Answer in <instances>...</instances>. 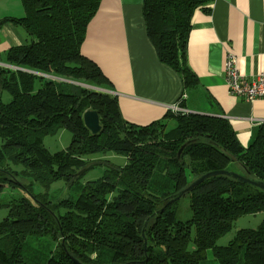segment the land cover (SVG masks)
Here are the masks:
<instances>
[{
	"label": "trees",
	"instance_id": "obj_1",
	"mask_svg": "<svg viewBox=\"0 0 264 264\" xmlns=\"http://www.w3.org/2000/svg\"><path fill=\"white\" fill-rule=\"evenodd\" d=\"M212 1L143 2L160 61L189 89L199 83L187 62L192 16ZM100 2L22 0L24 16L0 19V29L12 21L30 38L0 51V193L21 190L0 199V208L8 209L0 221V264H76L71 255L82 264H264V220L239 229L226 245L217 243L236 219L264 211V189L219 174L187 192L189 219L180 220L175 201L168 203L206 172H237L234 164L264 181V125L245 147L223 117L169 111L146 125L127 121L111 81L81 51ZM5 90L9 102L2 99ZM89 109L99 113L97 134L84 123ZM61 129L71 132V142L52 152L44 138ZM109 152L125 163L92 159ZM97 166L103 173L81 183ZM158 166L164 180L156 176ZM60 180L77 196L51 199L50 187ZM29 236L48 237L53 248H30Z\"/></svg>",
	"mask_w": 264,
	"mask_h": 264
},
{
	"label": "crops",
	"instance_id": "obj_2",
	"mask_svg": "<svg viewBox=\"0 0 264 264\" xmlns=\"http://www.w3.org/2000/svg\"><path fill=\"white\" fill-rule=\"evenodd\" d=\"M143 2L101 0L81 47L111 81L123 117L146 125L174 112L176 105L184 112L228 119L247 147L264 125V99L231 94L225 60L228 54L236 56L240 72L251 78L264 72V0H213L194 11L187 62L199 83L192 89L160 61L146 31ZM22 16V0H0V19ZM29 41L24 28L12 21L0 29L2 53Z\"/></svg>",
	"mask_w": 264,
	"mask_h": 264
},
{
	"label": "rangeland",
	"instance_id": "obj_3",
	"mask_svg": "<svg viewBox=\"0 0 264 264\" xmlns=\"http://www.w3.org/2000/svg\"><path fill=\"white\" fill-rule=\"evenodd\" d=\"M3 61H0L2 63ZM5 64V62L3 63ZM46 75V74H45ZM49 76V75H46ZM71 82V81H70ZM83 84V82H82ZM84 86L88 88L94 89V87L83 84ZM11 94L8 91H3L2 92V99L5 102H9L11 100ZM174 122H170V125H173ZM72 139V134L70 131L67 129H61L59 132L53 135H47L44 138V144L45 146L51 150L52 152L66 149ZM91 158V157H90ZM92 159L95 160H110L114 163H119L123 164L126 161V158L122 155L115 154L114 152H109L105 155H96L92 156ZM165 159H162V161ZM160 166L157 168L158 176L162 180H164L166 177L162 174V172L159 169ZM103 166H97L94 169L88 171L84 177L80 180L81 183H85L88 180H93L97 177H99L103 171H104ZM234 170H236L238 173L243 174L244 170L234 164L232 166ZM192 178V177H190ZM36 191H44V188H42L39 185L35 186ZM21 193V190L16 188V189H11L9 187H6L2 193H0V199L3 201H6L7 199L10 198L12 194L19 195ZM49 194L51 199L57 201L62 198L66 197H76L77 196V190L74 189L72 186L68 185L66 182L60 180L55 183H53L50 187ZM174 208L176 209L177 217L180 220H187L191 217V209H190V194L186 193L184 194L181 198L175 201L174 203ZM8 209L3 207L0 208V221L7 216ZM264 220V211L263 212H258L256 214H248V215H243L236 219L233 222L232 229L226 233L224 236H222L217 243L219 245H226L231 239L234 238L236 235L237 231L241 228H256L262 221ZM193 246V243L190 244ZM28 246L33 249L40 250L44 253H47L49 250L53 248V241H51L48 237H38V236H29L28 237ZM209 258H211V251L209 252L208 255Z\"/></svg>",
	"mask_w": 264,
	"mask_h": 264
},
{
	"label": "built area",
	"instance_id": "obj_4",
	"mask_svg": "<svg viewBox=\"0 0 264 264\" xmlns=\"http://www.w3.org/2000/svg\"><path fill=\"white\" fill-rule=\"evenodd\" d=\"M226 84L231 94L253 101L264 99V72L254 77L241 73L236 63V56L228 54L225 60ZM174 112H184L178 106H172Z\"/></svg>",
	"mask_w": 264,
	"mask_h": 264
},
{
	"label": "water",
	"instance_id": "obj_5",
	"mask_svg": "<svg viewBox=\"0 0 264 264\" xmlns=\"http://www.w3.org/2000/svg\"><path fill=\"white\" fill-rule=\"evenodd\" d=\"M95 88L97 90L107 91L106 89H103V88H99V87H95ZM83 119H84V123H85L86 127L90 130V132L92 134H97V133H99L101 131L102 125L100 123L99 113L96 110H90V109L86 110L84 112V114H83ZM184 147H185V144L179 149L178 156L181 155V152H182ZM219 174H225V175H228V176H232L233 178L237 179L240 182H244V183H247V184L258 186V187L264 189V181L257 180L255 178L250 177V176H246V175H243V174H240V173H237V172H234V171H230V170H224V169L213 170V171L206 172L203 175L199 176L198 178L193 180L186 188H184L183 190H181V191L177 192L176 194L172 195L170 200L168 201V203H172V202L178 200L184 194H186L187 192L191 191L195 186L199 185L200 183H202L206 179H208V178H210L212 176H215V175H219ZM143 234H144V229H143ZM146 244H147V241H145V245ZM71 259L76 264H82L77 258H75L72 255H71Z\"/></svg>",
	"mask_w": 264,
	"mask_h": 264
}]
</instances>
